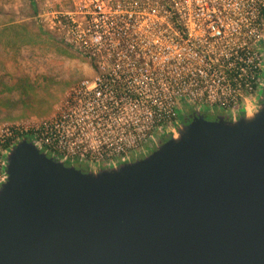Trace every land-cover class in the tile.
I'll return each mask as SVG.
<instances>
[{
	"label": "water",
	"instance_id": "water-1",
	"mask_svg": "<svg viewBox=\"0 0 264 264\" xmlns=\"http://www.w3.org/2000/svg\"><path fill=\"white\" fill-rule=\"evenodd\" d=\"M202 109L97 170L19 139L4 154L0 264H264V96L214 120Z\"/></svg>",
	"mask_w": 264,
	"mask_h": 264
},
{
	"label": "built area",
	"instance_id": "built-area-1",
	"mask_svg": "<svg viewBox=\"0 0 264 264\" xmlns=\"http://www.w3.org/2000/svg\"><path fill=\"white\" fill-rule=\"evenodd\" d=\"M91 2L97 17L86 11L83 34L74 11L40 14L91 60L92 73L65 92L52 116L0 128V185L4 154L22 137L97 170L135 159L160 131L172 134L183 99L228 114L263 86L256 42L264 40V0ZM159 7L161 18H152Z\"/></svg>",
	"mask_w": 264,
	"mask_h": 264
},
{
	"label": "rangeland",
	"instance_id": "rangeland-1",
	"mask_svg": "<svg viewBox=\"0 0 264 264\" xmlns=\"http://www.w3.org/2000/svg\"><path fill=\"white\" fill-rule=\"evenodd\" d=\"M52 9L76 12L79 34L86 32L83 21L88 13L97 17L91 0H35L34 8L30 0H0V90L10 104L9 108L0 106V128L52 116L65 92L92 73L89 58L44 26L40 14ZM161 14L159 7L149 15L160 19ZM263 44L264 40L256 42L258 47ZM182 107L189 111L190 101L183 99Z\"/></svg>",
	"mask_w": 264,
	"mask_h": 264
},
{
	"label": "flooded vegetation",
	"instance_id": "flooded-vegetation-1",
	"mask_svg": "<svg viewBox=\"0 0 264 264\" xmlns=\"http://www.w3.org/2000/svg\"><path fill=\"white\" fill-rule=\"evenodd\" d=\"M262 46L264 47V44ZM260 82L263 83V86H264V70H263V72H262V74L260 76ZM262 88H260L258 90V94H257L259 102H260L261 97L264 96V91H263ZM195 105L196 104L194 102H191V108H190L189 111L185 112L183 110V111L179 112L178 118H177V127L180 126V125H183V124H187V123H189L192 120L193 116H195V114H196L195 113V107H196ZM199 113L202 114L208 120H214V119H216L217 116L223 114V112L218 107L203 108ZM158 134L159 135L154 140V142H149L147 144V146H146L147 150L143 154H138V155H136L134 157H136V158L143 157L145 154L155 150L158 145L164 143L172 135L171 132H167V131H160V132H158ZM81 169L82 170H86L84 168H81Z\"/></svg>",
	"mask_w": 264,
	"mask_h": 264
},
{
	"label": "crops",
	"instance_id": "crops-1",
	"mask_svg": "<svg viewBox=\"0 0 264 264\" xmlns=\"http://www.w3.org/2000/svg\"><path fill=\"white\" fill-rule=\"evenodd\" d=\"M4 93H1V90H0V98H1V103H0V106L2 107H6V108H9L10 104L7 102V100L9 98H7V96H3ZM5 95V94H4ZM8 95V94H7ZM6 110V109H5ZM4 114H7L8 115V112L5 111Z\"/></svg>",
	"mask_w": 264,
	"mask_h": 264
},
{
	"label": "trees",
	"instance_id": "trees-1",
	"mask_svg": "<svg viewBox=\"0 0 264 264\" xmlns=\"http://www.w3.org/2000/svg\"><path fill=\"white\" fill-rule=\"evenodd\" d=\"M31 1V5L34 8L35 7V0H30ZM82 168V167H81ZM84 169H86V167H84ZM87 170V169H86Z\"/></svg>",
	"mask_w": 264,
	"mask_h": 264
}]
</instances>
